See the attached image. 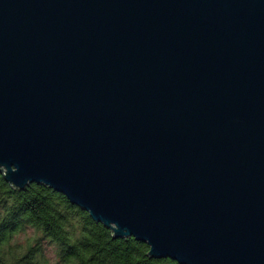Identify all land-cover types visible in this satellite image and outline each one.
Here are the masks:
<instances>
[{"label":"water","instance_id":"water-1","mask_svg":"<svg viewBox=\"0 0 264 264\" xmlns=\"http://www.w3.org/2000/svg\"><path fill=\"white\" fill-rule=\"evenodd\" d=\"M0 174L180 264H264V0H0Z\"/></svg>","mask_w":264,"mask_h":264},{"label":"trees","instance_id":"trees-1","mask_svg":"<svg viewBox=\"0 0 264 264\" xmlns=\"http://www.w3.org/2000/svg\"><path fill=\"white\" fill-rule=\"evenodd\" d=\"M148 251L134 237L115 238L63 193L35 182L16 189L0 174V264H180Z\"/></svg>","mask_w":264,"mask_h":264},{"label":"rangeland","instance_id":"rangeland-1","mask_svg":"<svg viewBox=\"0 0 264 264\" xmlns=\"http://www.w3.org/2000/svg\"><path fill=\"white\" fill-rule=\"evenodd\" d=\"M23 238H25V235L24 234H22L20 237H18V239L20 241L23 240ZM47 254H48V256H52L53 255V250L51 248H48L47 249Z\"/></svg>","mask_w":264,"mask_h":264}]
</instances>
